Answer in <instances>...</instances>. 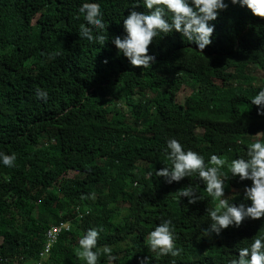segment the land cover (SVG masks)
<instances>
[{"label":"trees","instance_id":"obj_1","mask_svg":"<svg viewBox=\"0 0 264 264\" xmlns=\"http://www.w3.org/2000/svg\"><path fill=\"white\" fill-rule=\"evenodd\" d=\"M81 2L0 0V151L16 157L0 164V264H84L78 240L92 227L103 229L97 264H138L153 255L145 236L159 218L172 220L181 253L149 264H227L264 232V217L205 237V208L217 201L195 178L167 184L154 173L169 165V138L205 162L264 141V115L250 101L264 85V17L229 3L210 22L211 44L198 50L176 32L153 38L155 63L142 70L111 43L124 35L131 0H92L104 13L103 46L79 38ZM190 183L202 200H177ZM226 183L225 198L241 202L250 181ZM64 222L44 258L48 230Z\"/></svg>","mask_w":264,"mask_h":264},{"label":"clouds","instance_id":"obj_2","mask_svg":"<svg viewBox=\"0 0 264 264\" xmlns=\"http://www.w3.org/2000/svg\"><path fill=\"white\" fill-rule=\"evenodd\" d=\"M229 3L250 9L255 16L264 17V0H131L127 15H122L124 35L111 37V43L117 55H123L132 66L149 69L155 63V57L149 54L148 46L153 38L163 37L173 32L179 33L185 41L194 43L196 49L203 50L211 44V35L219 12L225 10ZM137 6L140 11H137ZM82 17L78 36L90 44L95 42L103 46L109 36L105 34L104 13L98 3L82 0L77 8V18ZM107 62L106 60L104 61ZM37 98L46 99L47 92L35 90ZM257 106V114L264 115V85L250 99ZM167 154L168 166L155 170L156 177L163 178L171 184L182 178H195L203 184L204 192L217 201L214 208H205L208 216V227L202 229L203 236L220 235L222 230L239 228L241 222L264 217V141L254 139L249 143L243 155L226 160L212 153L205 158L189 148L184 147L177 139L169 138L163 149ZM15 154L0 151V164L12 167ZM227 168V173L221 171ZM235 178L238 181H250L243 185L242 200L233 203L225 195L227 181ZM238 194V193H237ZM186 197L188 204L202 200L198 189L192 184L181 188L176 199ZM69 223L70 222H64ZM70 227V226H69ZM170 218H159V223L150 229L145 236V245L151 257H178L181 250L175 246V233ZM102 228L92 227L84 231L78 240L79 250L76 255L84 264H97L101 249L97 240ZM103 253L113 260L111 249L104 246ZM236 255L228 259L227 264H264V232L251 239L244 247L236 248ZM149 255L138 258V264H149ZM170 264H176L175 260Z\"/></svg>","mask_w":264,"mask_h":264},{"label":"built area","instance_id":"obj_3","mask_svg":"<svg viewBox=\"0 0 264 264\" xmlns=\"http://www.w3.org/2000/svg\"><path fill=\"white\" fill-rule=\"evenodd\" d=\"M69 226V223H61L60 225L53 226L51 229L48 230L46 248L42 253V256L44 258H46L45 256L49 253L52 246L57 242L60 232L63 229H69Z\"/></svg>","mask_w":264,"mask_h":264},{"label":"rangeland","instance_id":"obj_4","mask_svg":"<svg viewBox=\"0 0 264 264\" xmlns=\"http://www.w3.org/2000/svg\"><path fill=\"white\" fill-rule=\"evenodd\" d=\"M188 91L189 90L187 88L182 89L181 92L178 94V97H177L178 101L180 102L183 101L186 95L188 94Z\"/></svg>","mask_w":264,"mask_h":264}]
</instances>
